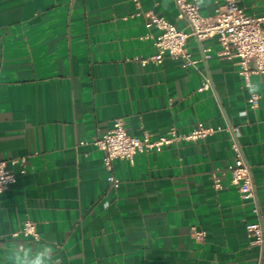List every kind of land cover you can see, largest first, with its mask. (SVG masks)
I'll return each mask as SVG.
<instances>
[{"label": "crops", "instance_id": "crops-1", "mask_svg": "<svg viewBox=\"0 0 264 264\" xmlns=\"http://www.w3.org/2000/svg\"><path fill=\"white\" fill-rule=\"evenodd\" d=\"M220 2L196 0L208 17ZM238 4L264 16V0ZM143 13L185 30L171 0H0V160L15 174L0 193V244L31 219L39 241L16 239L50 243L60 264H264V87L250 108L235 59L218 56L214 39L186 40L194 66L167 56L141 65L159 34ZM204 77L209 89L198 91ZM251 81L264 85V73ZM117 118L132 136L215 131L132 164L115 159L113 189L91 141ZM229 126L250 167L260 247L246 236L251 203L227 183ZM20 159L23 174L10 164Z\"/></svg>", "mask_w": 264, "mask_h": 264}, {"label": "built area", "instance_id": "built-area-1", "mask_svg": "<svg viewBox=\"0 0 264 264\" xmlns=\"http://www.w3.org/2000/svg\"><path fill=\"white\" fill-rule=\"evenodd\" d=\"M171 1L177 10L178 18L185 22V30L177 28L161 16L143 13L144 27L146 29L155 27L159 30V34L152 39V45L156 49L153 55L146 58L135 57V60H138L141 65L149 62L158 65L167 56L181 59L183 67L194 66L196 60L192 59L184 48L186 40L192 37L198 42L214 39L220 46L217 52L218 56L235 59V65L244 86L246 83L252 82L253 76L264 73V16L255 17L247 14L244 8L238 4V0H221L214 15L209 17L200 14L196 0ZM144 37L148 38L150 35L145 34ZM203 51L204 53L209 52L210 49L204 48ZM204 57H209V54ZM208 89L209 80L204 77L198 91ZM258 101V94H249L247 102L250 108H256ZM227 130L230 133V148L234 153L231 163L225 168V172L228 173L227 183L236 189L243 202L251 203L255 220L246 223V236L251 245L260 247L263 243V226L254 198L250 167L238 143V130L230 126ZM214 131L212 127L197 123L187 133H177L174 128H171L165 134L156 137L147 132L140 136H132L127 133L123 119L117 118L112 122L110 129L99 137L93 138L91 143L102 152L101 161L107 171L106 181L109 187L117 189L120 179L112 171V163L115 159H122L132 164L136 154L158 152L164 147L175 145L181 141H197ZM10 164H18L20 174L25 172L24 159L12 160ZM14 182L15 174L7 168L5 161L0 160V193ZM212 186L215 190L224 187L219 175H213ZM10 236L11 238L23 237L35 242L39 241L35 222L31 219H25ZM194 236L196 239H201L204 232H194Z\"/></svg>", "mask_w": 264, "mask_h": 264}, {"label": "clouds", "instance_id": "clouds-1", "mask_svg": "<svg viewBox=\"0 0 264 264\" xmlns=\"http://www.w3.org/2000/svg\"><path fill=\"white\" fill-rule=\"evenodd\" d=\"M197 3L206 6L207 0H197ZM245 87L250 95H255L264 85L249 82ZM0 264H60V258L54 255L52 245L46 241L33 244L32 241L12 238L0 244Z\"/></svg>", "mask_w": 264, "mask_h": 264}]
</instances>
